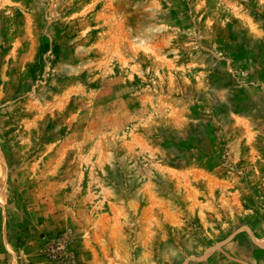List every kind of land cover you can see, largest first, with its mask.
I'll use <instances>...</instances> for the list:
<instances>
[{"label":"rangeland","instance_id":"obj_1","mask_svg":"<svg viewBox=\"0 0 264 264\" xmlns=\"http://www.w3.org/2000/svg\"><path fill=\"white\" fill-rule=\"evenodd\" d=\"M0 264H264V0H0Z\"/></svg>","mask_w":264,"mask_h":264}]
</instances>
